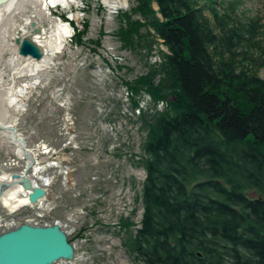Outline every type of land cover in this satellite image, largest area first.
<instances>
[{
    "label": "trees",
    "instance_id": "trees-1",
    "mask_svg": "<svg viewBox=\"0 0 264 264\" xmlns=\"http://www.w3.org/2000/svg\"><path fill=\"white\" fill-rule=\"evenodd\" d=\"M241 4L131 0L116 12L120 48L158 56L127 89L163 102L140 110L144 211L125 241L135 264H264V16Z\"/></svg>",
    "mask_w": 264,
    "mask_h": 264
},
{
    "label": "rangeland",
    "instance_id": "rangeland-1",
    "mask_svg": "<svg viewBox=\"0 0 264 264\" xmlns=\"http://www.w3.org/2000/svg\"><path fill=\"white\" fill-rule=\"evenodd\" d=\"M130 1L76 0L70 7L52 6L53 18L69 23L71 32L36 82L26 75L15 76L7 62L11 52L3 50L0 69L11 78L7 84L33 82L19 97L22 109L16 112L15 127L28 150L36 153L28 175L34 184L47 189V195L35 204L12 209L0 203V215L7 223L0 232L14 226L11 220L58 223L74 247V259L52 264H135L125 245L132 229L112 233L118 206L110 197L126 182L133 185L139 181L142 165L135 157L143 155L146 137L140 110L146 114L162 110L163 102H152L142 92L133 97L125 85L158 60L154 46L151 55L145 54L144 46L134 51L119 46L114 35L116 12L127 9ZM115 2L116 6H111ZM240 6L245 15L264 16V0H242ZM15 18L22 22L18 14ZM84 20L89 28L83 34L84 42L77 45L74 30L81 29ZM42 23L49 26L47 21ZM98 38L101 44L95 48L93 41ZM25 62L23 59L20 64ZM259 76L264 78V67ZM132 99L138 105H133ZM25 164L24 158L0 140V174L21 173ZM101 190L109 198L100 196Z\"/></svg>",
    "mask_w": 264,
    "mask_h": 264
},
{
    "label": "bare ground",
    "instance_id": "bare-ground-1",
    "mask_svg": "<svg viewBox=\"0 0 264 264\" xmlns=\"http://www.w3.org/2000/svg\"><path fill=\"white\" fill-rule=\"evenodd\" d=\"M74 1L76 0H7V2L1 4L0 62L3 60V50L9 49L11 55L8 57L7 62L11 72L15 76L26 75L34 79V82L38 81L39 73L51 66L55 52L62 48L71 32L69 23H62L61 20L58 21L53 18L51 7L58 4L70 7ZM113 5L116 6V2L111 3V6ZM27 10H31L30 14L23 16V13L25 14ZM16 14L19 15L22 22L16 20ZM43 21H47L49 26L45 27ZM32 22H35V24L31 25ZM34 28H38V30L35 31ZM17 34L21 37H23V34L30 37L40 47L42 57L36 60L29 56L19 55L17 45L14 43V37ZM23 59L26 62L20 64ZM7 75L3 69H0V140L5 142L7 147H10L19 157L24 158L26 162L30 161L26 153L33 156L36 162L34 155L36 153H33L32 149L28 150L29 148H27L26 152L22 148L21 139L25 141L24 136H21L18 131L13 132L17 119L16 112L22 109L19 104V97L25 92L26 86L33 82L22 86L15 85L14 81L7 84L8 80L11 79ZM34 168L35 171L38 169L37 167ZM18 181L19 178L10 173L0 174V190L4 187V190L0 192V203L3 206L12 209L29 203L28 191L18 185ZM132 188H139V181L133 183ZM20 193H22V196ZM33 225L44 224L35 223ZM112 237H110V241Z\"/></svg>",
    "mask_w": 264,
    "mask_h": 264
},
{
    "label": "water",
    "instance_id": "water-1",
    "mask_svg": "<svg viewBox=\"0 0 264 264\" xmlns=\"http://www.w3.org/2000/svg\"><path fill=\"white\" fill-rule=\"evenodd\" d=\"M7 0H0V5ZM35 24L32 22L31 25ZM35 31L38 28H34ZM14 43L17 52L21 56H29L36 60L42 57L40 47L27 35L21 37L16 35ZM17 129L14 126L13 132ZM22 148L27 152L25 141ZM30 160L26 162L21 173H13L19 178L17 182L28 191L30 203H36L47 195L45 188L34 184L29 177V169L34 165L35 159L27 154ZM4 187L0 190L3 191ZM74 259V247L68 242L65 231L58 223L51 225H33L29 223H17L12 229L0 233V264H52L58 260L72 261Z\"/></svg>",
    "mask_w": 264,
    "mask_h": 264
},
{
    "label": "built area",
    "instance_id": "built-area-1",
    "mask_svg": "<svg viewBox=\"0 0 264 264\" xmlns=\"http://www.w3.org/2000/svg\"><path fill=\"white\" fill-rule=\"evenodd\" d=\"M135 160L140 161V157H135ZM145 176V170L141 167V169H139V188H132V184L130 183V181H128L126 182V185L119 186L117 188L118 190H115L114 194L110 197V202L112 201L114 205L117 204L118 206L115 211V213L118 215L117 221L114 222L112 227L113 233H122L123 230L126 231V227L123 225V223H129V227L133 231L140 227V221L144 211L142 198V183L145 179ZM114 182L117 183L116 180H114ZM100 192V196L107 197V195L102 190ZM26 204L32 203L29 202ZM10 222L11 224H16L15 222H12V220ZM5 224L7 223L4 220V217L0 215V227ZM44 225H50V223ZM114 242L115 240L112 237L111 244H114Z\"/></svg>",
    "mask_w": 264,
    "mask_h": 264
}]
</instances>
